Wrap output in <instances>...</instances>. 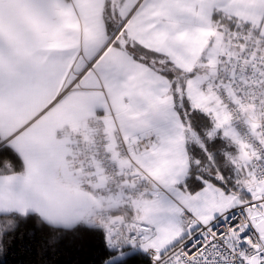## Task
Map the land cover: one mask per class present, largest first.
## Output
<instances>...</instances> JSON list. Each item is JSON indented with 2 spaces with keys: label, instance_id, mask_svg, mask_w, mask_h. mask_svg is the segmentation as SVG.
<instances>
[{
  "label": "crops",
  "instance_id": "crops-1",
  "mask_svg": "<svg viewBox=\"0 0 264 264\" xmlns=\"http://www.w3.org/2000/svg\"><path fill=\"white\" fill-rule=\"evenodd\" d=\"M106 9L120 22L111 34ZM243 25L264 46V0H0V144L12 147L24 166L0 174V215L33 212L70 227L109 209L117 218L152 225L150 245L157 235H170L172 223L174 237L161 251L181 239L179 214L187 209L181 204L188 192L181 184L193 134L176 92L182 83L184 95L200 108L204 78L220 50L237 48L233 42ZM109 49L108 64L99 66ZM168 68L184 80L176 82ZM95 112L112 114L109 131L118 129L125 138L154 132L156 143L135 159L161 187L159 194L104 199L82 188L85 175L69 168L74 148L54 132ZM103 179L96 168L95 182Z\"/></svg>",
  "mask_w": 264,
  "mask_h": 264
},
{
  "label": "built area",
  "instance_id": "built-area-1",
  "mask_svg": "<svg viewBox=\"0 0 264 264\" xmlns=\"http://www.w3.org/2000/svg\"><path fill=\"white\" fill-rule=\"evenodd\" d=\"M251 34V28L238 32L233 42L237 48L219 51L202 91L212 94L225 110L231 131L249 151L255 178L264 180V46L252 43ZM110 116L95 112L55 129V137L67 139L74 148L69 168L85 175L84 190L104 199L159 194L161 187L135 159L136 153L156 143V135L144 130L125 138L118 129L110 132ZM96 168L104 175L102 183L95 182ZM179 219L186 234L162 251L141 249L155 234L145 222L117 218L106 209L93 214L89 223L103 228L109 250L141 252L149 264H264V231L258 227L259 221L264 223V193L237 203L209 223L198 222L187 209L181 210Z\"/></svg>",
  "mask_w": 264,
  "mask_h": 264
},
{
  "label": "trees",
  "instance_id": "trees-1",
  "mask_svg": "<svg viewBox=\"0 0 264 264\" xmlns=\"http://www.w3.org/2000/svg\"><path fill=\"white\" fill-rule=\"evenodd\" d=\"M220 14L215 13L214 19ZM104 19L109 33L115 30L109 28L113 15L106 9ZM235 27V23H232ZM249 26L239 29L245 31ZM253 33L257 36L256 30ZM176 79L184 80L177 69L167 70ZM192 73H185L186 76ZM176 92V106L190 132L192 130L200 137L202 145L188 138L187 150L190 157V169L181 187L188 192H195L203 187V179H209L225 189L232 188L239 194L242 201L252 199L253 195L233 185L234 176L230 166L225 162L224 151L229 146L226 135L220 133L210 138L203 132L210 128L213 122L212 114L195 107L184 95L182 83ZM205 135V136H204ZM201 152L202 158L209 156L207 163L210 171L193 172V157ZM24 168L21 157L12 147L0 144V174L20 172ZM218 173L216 177L212 173ZM113 212V211H112ZM114 214V213H113ZM116 253L106 246L103 228L91 223H77L70 227L56 226L44 221L36 213L26 214L12 212L0 215V264H103ZM110 264H149V259L141 252L130 251Z\"/></svg>",
  "mask_w": 264,
  "mask_h": 264
},
{
  "label": "rangeland",
  "instance_id": "rangeland-1",
  "mask_svg": "<svg viewBox=\"0 0 264 264\" xmlns=\"http://www.w3.org/2000/svg\"><path fill=\"white\" fill-rule=\"evenodd\" d=\"M119 23L120 22H116V19L109 22V28L111 29V31L116 30L119 27ZM255 41L256 40L253 39L252 43L257 46L263 45V43ZM111 55L112 50L109 49L103 55L98 65L100 66L101 62L108 64L107 61ZM160 62L164 64L163 61ZM109 67L111 68L112 66L110 65ZM87 74L93 76L94 72L93 70H90ZM198 107L211 113L214 122V124H212L210 128L205 129L203 133L209 136L210 138H214L220 133L219 130H221L222 133L228 138L229 146L225 148L224 160L230 166L232 174L235 178L233 179V185L238 187L239 189L245 190L247 193H250L252 195L264 193V180H257L255 178L254 169L250 164L249 151L244 145V143L241 141V139L231 131L229 117L225 110L221 107L219 103H217L216 99L210 93L205 95L204 99L199 103ZM188 130L190 131V129ZM192 132L193 141L203 147L200 137L193 130ZM197 153L198 156L196 155L193 157L192 166L193 172H197V174H199L197 176H200L201 173H206L210 171L211 165H209L207 161L208 157L210 158L211 156L209 154V156H204V158H202L200 157L201 152L198 151ZM212 174L216 177H221L218 173L214 172ZM203 180L205 182V186L195 192H186V198H184V200L182 201L183 204H181L192 211V214L196 217L198 222L203 224L209 223L216 217H218L219 213L226 207L232 206L242 201L239 194L233 191L231 187L225 189V187H223L222 185H219L218 183H215L209 179ZM166 216L167 215H162V219H164ZM213 216H215V218L212 219ZM181 226L182 225L180 223L178 227V229H180L179 231L183 230ZM174 228L175 226H173V224L171 223L169 226L170 235H157L151 245L149 244V241L144 246H141V249H145L146 247L151 246L161 251V249H164V247H166V245H168V243L172 240L170 238L174 237ZM185 234L186 232L184 230V235ZM127 253H130V250H125L120 253H116L103 264H110L113 261L126 255Z\"/></svg>",
  "mask_w": 264,
  "mask_h": 264
},
{
  "label": "water",
  "instance_id": "water-1",
  "mask_svg": "<svg viewBox=\"0 0 264 264\" xmlns=\"http://www.w3.org/2000/svg\"><path fill=\"white\" fill-rule=\"evenodd\" d=\"M258 227L261 229V231H264V223L262 220L258 222Z\"/></svg>",
  "mask_w": 264,
  "mask_h": 264
}]
</instances>
